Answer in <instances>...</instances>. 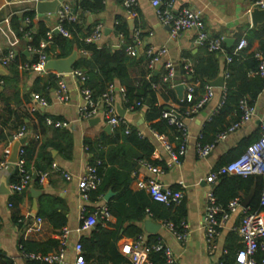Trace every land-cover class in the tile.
Instances as JSON below:
<instances>
[{
  "label": "crops",
  "instance_id": "crops-1",
  "mask_svg": "<svg viewBox=\"0 0 264 264\" xmlns=\"http://www.w3.org/2000/svg\"><path fill=\"white\" fill-rule=\"evenodd\" d=\"M83 1L85 0H67L66 2L70 5L79 23L82 24L86 21L87 25L95 23L103 26L104 39L101 45L109 46L114 50L119 48L122 42L114 35L113 28L116 24V19L122 18L126 21L131 37L134 39L137 60L141 58L146 59L145 52L149 47L157 49L165 48L167 53L163 60H170L177 66L176 83L194 87V92L190 99L186 98V92L184 91L183 100H186L187 105L194 106L205 94L204 87L200 88L190 83L188 79H184L180 70L183 61H187L193 66L199 60L206 57L207 50L205 51L204 47L196 44L197 35L195 31H185L179 36L171 38L169 29L159 22L155 9L150 6L148 0H136V16L134 18L130 17L124 10L121 0H102L103 10L96 15L83 13L79 9L78 6ZM254 2L255 0H172V6L175 13L181 9L200 12L202 25L208 36L222 38L223 43L225 39H233L232 48L236 45L239 34L244 37L254 29L251 27L250 22V13L253 10ZM28 12L34 13L31 21L34 29L37 28L39 23L44 24L49 32L53 33L56 29L58 24L57 15L52 14L39 17L35 13V4L30 2V0H0V47L4 51L11 50L17 56H21L24 51H27L30 37L28 34L23 35L21 38L17 37L13 30V25L18 22L21 28L26 27L27 23L24 15ZM131 20L133 23L130 26L129 22ZM21 28L19 30H22ZM106 32L107 35L105 34ZM137 37L140 38L138 39L139 43L136 45L135 39ZM262 47L263 44L258 39L253 40L248 52L258 51ZM28 53L30 57L31 52ZM84 56L88 55L84 54ZM215 56L218 60L219 76H223L227 65L225 61L226 53L216 54ZM29 57L26 58L28 59ZM147 69L144 63H134L130 67L132 75L136 79L142 78ZM4 72V75L0 74V80L3 81V85L0 86V96L2 94L7 99L8 110L11 112V115L8 117L7 113L3 111L4 107L1 106L0 102V136L10 138L22 128H25V136H28L25 146H29L30 151H32L30 154L32 163L36 160L41 145L47 140L58 143L60 148L66 146H69L67 148H71L70 153L66 155L53 149L50 150L53 158L52 164H56L58 168L68 173L69 179H65L59 173H52L43 185H39L38 183L41 190L33 188L31 182L27 191L16 196L13 194H0V253L11 259L14 264H26L25 256L20 251L18 245V241L22 236L20 231L21 226L19 222L16 223L14 218L19 217L21 220H33L37 218L38 199L46 195L61 200L65 205L67 225L64 228L68 230L69 236L65 247L64 264H74L76 244L80 243V239L83 236H87L91 232H79L82 202L77 191V181L89 165V155L87 154L84 140L93 142L103 135L112 136L115 128H111V133L109 134L104 131L107 120L104 116L103 108L99 103L100 100L95 102L98 106V114L94 118L84 120L81 117L79 108L83 105V99L80 94L82 84L77 79L71 76H60L52 73L59 80L61 78L64 79L68 88L69 103L62 105L56 103L54 100V92L58 87L59 80L56 83V88L51 89L48 94L44 92L33 93L34 88H41L43 83L49 80L50 73L31 72L18 68L16 74L13 76L9 73V67H6ZM80 72L83 73L82 71ZM150 73L158 77L156 82L158 88L154 90L156 105L177 113L178 110L183 108L180 104L183 100H178L174 89L173 94L166 93L165 89L167 86L159 84L160 77L163 74L162 60L155 66L153 72ZM2 78H6L7 81L5 82ZM37 79L42 82L36 86L35 82ZM145 79H148V76ZM114 87L116 89L115 109L119 106L124 110V119L128 127L137 130V132L143 135V138L151 142L154 149L150 160L156 162L158 164L156 167H159L162 172L160 175L154 176L145 169L143 163L136 165V172L131 174L132 181L129 189L132 192H138L133 182L136 178H154L160 186L176 189L183 193L181 204L173 208L171 215L174 217L177 209L182 206L184 211L183 223L188 233L186 242L184 244L178 242L164 225L165 223L155 221L150 217L141 223L135 224L140 228L143 234L142 237L147 241L148 236H153L170 247L177 264H213L218 259L226 264V261L233 260L236 252L241 248L240 240L232 230L233 227L239 224L240 212L233 214L230 220L218 230L215 253L209 256L206 251L203 230V216L207 204L206 194L210 189H213L214 192L219 180L213 186L207 184L205 178L211 172L218 169L222 163H227L238 158L244 151L245 141L259 136L260 126L264 122V91L252 107L253 114L251 120L217 142L208 156L200 159L197 156V148L201 131L203 126L217 113L216 110L221 103L224 89V87L222 89L212 88L214 94L211 101L189 118L185 115L184 118L180 117L187 128L186 152L179 165H172L168 154L162 146V141L169 142L173 147L176 145L172 134L168 135L169 137L167 138L164 135L153 132L150 129V124L145 120L143 111H132L123 107L124 96L120 92L122 88L118 85ZM33 94L44 98L48 102V106L39 108L37 112H31L30 104L32 103ZM146 108V106L143 107V109ZM37 114L42 118L50 119L54 122L65 123L66 127L58 128L63 136L56 139L51 138L52 133L48 129L49 127H54L46 123L40 125ZM177 115L179 114L177 113ZM95 119L98 121L90 124V121ZM2 123H4V127H2ZM10 139L0 141V163L2 161L8 163L7 160L11 148ZM23 148L21 149L22 151ZM13 170L14 165L11 164L0 170V185L4 183L7 189L9 177ZM31 190L39 191L40 195L36 199L32 198L30 194ZM34 202H36L35 216H33ZM102 202L106 203L104 200L89 202L86 204V207L94 209ZM9 204L11 207H8ZM262 216L264 217V211H262ZM148 220L161 226L157 234L148 235L145 233L144 222ZM115 222L116 220L113 217L109 221L111 224ZM56 236L57 233H55L50 224L42 219L40 232L24 239L29 242L42 243L49 239L56 240ZM130 240L134 239L123 236L117 242V248L119 249L120 244Z\"/></svg>",
  "mask_w": 264,
  "mask_h": 264
},
{
  "label": "trees",
  "instance_id": "trees-1",
  "mask_svg": "<svg viewBox=\"0 0 264 264\" xmlns=\"http://www.w3.org/2000/svg\"><path fill=\"white\" fill-rule=\"evenodd\" d=\"M78 7L83 13L91 15H96L103 10L102 0H85ZM33 17V12H28L24 15V18L29 20L24 28H21L18 22L13 25V30L17 37L21 38L23 35L28 34L30 37L28 47L31 50L41 51L46 57H51L52 59L66 58L76 50L79 53V59L75 64L74 70L83 72L85 77L83 86L89 90L91 100L94 103L101 100L110 85H118L124 90L123 107L132 111H143L145 120L150 124V129L167 138L169 137L168 135L172 134L176 141L174 148H179L182 143L180 131L174 126L168 125L167 120L162 118V113L166 111L165 108L156 105V94L151 85L156 84L158 77H155L148 69L140 79H136L132 75L133 73L130 70L132 64L144 63L147 68L148 60H146L147 58L137 60L136 56L130 57L127 55L126 49L134 46V39L131 37L124 19L117 18L113 28L114 35L122 42L119 48L114 50L106 45L100 46L85 42V38L91 33L93 27L96 25L95 23L87 25L85 21L81 24L78 20L72 23L64 22L62 27L70 38L60 34H52L51 39L48 40L46 34L49 30L42 23H39L37 28L34 29L31 22ZM20 28L22 30H19ZM241 37L243 36L239 34L237 42ZM244 38L248 45L247 50L240 52L237 56H232L236 45L230 49L223 46L226 55L231 57V62L226 65L223 72L225 98L218 112L203 126L200 139L198 140L200 146L212 144L218 135L224 133L229 127L240 121L242 116L240 102L242 100H246L248 106L253 107L264 91V78L258 74L259 63L254 58L253 53L248 52L253 40L258 39L263 44L264 25L252 29ZM41 43L46 44V47L42 50H40ZM204 50L206 51L205 47ZM84 54L88 56H84ZM215 55V53H208L206 51V57L192 66V74L185 79H188L190 83L200 88L205 87L208 82L215 80L219 76L218 60ZM37 60V52H31V56L28 59L23 55L16 56L15 61L8 66L9 73L14 76L19 64L25 62L34 64ZM180 70L182 75H184L183 66H181ZM147 76L148 79H145ZM2 79L5 82L7 81L6 78ZM58 80L54 74L50 73L49 80L43 83L41 88H34L33 93L44 92L48 94L51 89L56 88ZM41 82L37 79L35 85L37 86ZM165 92L173 94V89L166 88ZM147 101L149 102V106L143 109ZM0 102L1 106L4 107L3 111L10 117L11 112L8 110V101L2 94ZM137 104L139 105L137 106ZM180 104L183 108L178 110L177 113L181 118H184L185 113L188 111L187 109L191 105H187L186 100H183ZM37 119L40 125L46 123L45 118L40 117L38 114ZM4 126V123H2V127ZM129 129V133L126 134L125 127L120 126L113 130L112 136L103 135L93 142L84 140V145L89 155V166L96 169L97 176L100 179L98 188L90 194V201H101L107 192H113L115 195L106 205L111 216L116 220L114 224L106 222L104 226L98 223L87 236H83L80 239L83 256L87 262L127 264V260L119 253L117 242L123 236L132 239L142 236L140 228L135 224L141 223L148 217L161 223L172 224L177 230H181L180 225L184 217L182 206L177 209L173 217L171 212L175 206L167 207L156 203L152 201L146 192H132L129 189L132 181L131 174L136 172V165L141 163H147L152 166L158 165L156 162L150 160L154 149L151 142L146 138L138 136L137 130L133 128ZM48 131L52 133L51 138L56 139L63 136L58 128L49 127ZM258 137L245 141L243 150L245 151ZM10 138L0 136V141H6ZM67 147L69 146L60 148L58 143L47 140L41 145L34 163L31 162L30 154L32 151H30V147L25 146L23 148L22 158L24 159V168L33 177V188L41 190L35 175L39 172H47L51 168L53 158L50 150L53 149L66 155L70 153L71 148ZM227 163H222L219 167ZM19 180L18 172L14 168L9 177V183H18ZM262 186V180L256 176H223L219 179L213 194L216 198V203L226 208L228 203L235 199L243 202L253 189L254 196L248 209L251 213H258L264 211V208L260 207L259 200ZM13 195L16 196L17 194ZM91 212L92 209H87L86 215ZM37 218L45 220L50 224L55 233L58 234L67 225L64 203L55 197L46 195L40 197L38 199ZM14 219L16 223L21 220L19 217H15ZM19 225L21 226V224ZM157 241L153 236H148L146 243L155 244ZM58 244L59 242L55 239H49L42 243L29 242L23 236L18 241L19 249L25 256L26 264H47L45 262L30 260L26 257L30 255L46 256L56 251ZM257 258H264V254L258 252ZM151 259L155 264L161 263L159 254H152ZM0 264L14 263L11 259L0 253ZM226 264H234V259L229 262L226 261Z\"/></svg>",
  "mask_w": 264,
  "mask_h": 264
},
{
  "label": "built area",
  "instance_id": "built-area-1",
  "mask_svg": "<svg viewBox=\"0 0 264 264\" xmlns=\"http://www.w3.org/2000/svg\"><path fill=\"white\" fill-rule=\"evenodd\" d=\"M54 0H30L33 4L39 2H51ZM152 8L155 9L157 19L159 22L169 29L170 37L175 38L185 31L193 30L196 32V44L205 47L209 53L215 54H225L224 43L222 38H212L208 36L201 22V13L197 11H192L189 9H181L178 12L173 11L172 0H148ZM121 4L127 14L134 18L136 16L135 7L136 0H121ZM264 10V0H255L253 3V9ZM55 14L57 15V27L55 30L58 34L70 36L64 31L62 24L64 22H76V15L73 14L70 5L64 1L59 4ZM26 23L29 22L28 19L25 20ZM52 32L46 34L48 40L52 37ZM104 39L103 26L101 24H96L91 33L85 38L87 44H97L101 45ZM138 37L135 39V44L139 43ZM135 45V46H136ZM46 47L45 43L40 44V50ZM247 42L244 37H241L236 43L235 49L232 56H237L240 52L247 50ZM28 52H37L38 60L34 64H29L28 62L21 63L18 65L20 70L31 71V72H42L43 66L46 63L47 57L41 53V51H34L31 48H27ZM126 53L130 57L136 56V50L134 46H130L126 49ZM167 50L165 48H153L149 47L145 56L147 58V68L150 72H153L155 66L162 60L163 74L160 77L159 84L166 85L169 89H174L175 86L179 85L176 83L177 78V66L174 62L170 60H163L166 56ZM254 58L258 61V74L264 78V43L262 49L252 52ZM15 52L8 50L4 51L0 47V66L5 69L11 65L16 58ZM226 63L231 62L230 56H225ZM184 79L192 74V66L189 62L183 61ZM77 79L82 84L80 90L81 97L83 99V105L79 108V113L84 120L94 118L98 114L97 103L91 100V94L88 89L83 86L85 77L83 73L78 70H73L72 73L66 75ZM3 85V81L0 80V86ZM185 85V84H184ZM152 89L156 90L158 84H152ZM186 86V85H185ZM205 94L201 99L192 106L186 113L185 116L189 118L190 116L196 114L200 109L203 108L213 98V89L208 86L204 87ZM122 95H124L123 89H120ZM186 98L190 99L194 92L193 86H186ZM115 94L116 89L113 85L108 87L107 92L102 96L99 101L103 108L104 116L107 120V125L111 128H118L120 126L125 127V133L128 134L130 129L126 124L124 118H120L116 114L115 109ZM225 92L223 89L222 100L217 107L216 112L220 109L224 102ZM54 100L58 104L66 105L69 103L68 88L64 79H60L58 82V87L54 92ZM139 104H137L138 106ZM48 106V102L36 94L32 95V103L30 104V111L37 112L39 108H45ZM240 110L242 116L237 124L229 127L224 133L218 135L216 140L210 145L200 146L197 148V156L203 159L208 156V154L213 150L217 142L224 139L225 136L231 134L239 127L243 126L249 120H251L253 114V108L248 106L246 100L240 102ZM162 118L167 120L169 126H174L177 128L182 137V143L178 149H175L167 141H162V146L170 158L172 165H179L181 159L186 152V141H187V128L184 121L181 118H177V113L174 111L166 110L162 113ZM46 124L53 126L54 128H64L67 125L63 122H54L50 119H45ZM26 135L25 128H22L17 132L12 139L18 140ZM138 136L143 138V135L138 132ZM23 151L19 153L18 163L14 165L18 172L20 178L18 183H9L8 190L10 194H20L28 190L31 182V173L27 172L24 168V160L22 159ZM145 169L152 175L158 176L162 172L159 167L152 166L147 163H143ZM8 166V163L2 161L0 163V170ZM52 173H59L65 179H69L68 173H65L56 164H52L51 168L47 172H39L35 175L38 179L39 185H43L48 179L49 175ZM34 176V175H33ZM223 176H256L262 180V191L260 194V207L264 208V122L260 126L258 139L249 145L245 151L235 160L219 167L215 171L211 172L206 178L205 182L207 184L213 185ZM136 190L146 192L152 201L156 203L163 204L165 206H179L183 200V193L179 190H175L169 187L160 186L156 179L154 178H136L134 181ZM100 184V179L97 176L96 169L91 166H87L85 172L79 177L77 181V191L79 198L82 202L81 206V222L79 226V232H89L92 231L98 223L102 226L109 222L112 218L106 203L102 202L100 205L92 209V212L86 215L87 207L86 204L90 201L91 192L95 191ZM207 204L204 210L203 216V230L205 237L206 251L209 256L213 255L217 249L216 246V236L218 230L226 222H228L231 216L235 213L240 212V221L236 227H233V232L237 235L240 240L241 248L236 252L234 256L235 264H264V258L258 259L257 253L260 252L264 254V217L262 212L251 213L248 208H242V202L239 199H235L228 203L226 208L218 205L216 203V198L213 194V189H210L207 194ZM103 201V199L101 200ZM8 207H11L9 204ZM21 224V234L24 238L31 235L38 234L40 232V226L42 224V219L35 218L33 220H20ZM169 231L173 234L175 239L184 244L187 240V231L182 222L180 227L181 230H177L172 224H164ZM69 232L67 229L63 228L56 236V240L59 242L58 249L46 256L30 255L26 258L30 260H36L40 262H45L47 264H64V253L67 244ZM119 253L127 260V264H155L152 259V254H159L161 258L160 264H177V261L172 253L170 247L158 240L155 244H147L146 240L139 236L134 240L127 241L120 244ZM74 264H99L95 261L87 262L83 256L82 246L77 243L75 246V258ZM213 264H224L222 260L218 259Z\"/></svg>",
  "mask_w": 264,
  "mask_h": 264
},
{
  "label": "water",
  "instance_id": "water-1",
  "mask_svg": "<svg viewBox=\"0 0 264 264\" xmlns=\"http://www.w3.org/2000/svg\"><path fill=\"white\" fill-rule=\"evenodd\" d=\"M67 1V0H54L51 2H39L35 4V13L39 16V17H43L44 15H52L55 14L58 6L60 3ZM82 1V0H79ZM71 4H73L71 2ZM250 22H251V27L256 29L258 27H261L262 25H264V10H259V9H253L250 13ZM133 21L131 20L129 22L130 26L132 25ZM53 34L57 35L58 31L54 30ZM107 35V32L105 33ZM234 40L233 39H225L224 40V44L227 48H231V46L233 45ZM23 56L29 57V53L28 51H24L22 53ZM79 59V53L74 50L68 57L63 58V59H52L51 57H47L46 59V63L43 66L42 72L44 73H54L57 75H68L70 73H72V71L74 70L75 64ZM0 74L4 75V69L0 66ZM208 86L211 88H220L222 89L224 87V77L223 76H219L217 77L215 80L208 82ZM176 94H177V98L178 100H183V94L184 91L186 90V86L184 84H179L177 86H175L174 88ZM146 107L149 106V102L147 101L145 104ZM117 111V115L120 118H124L125 117V111L122 110L119 106H117L116 108ZM177 118H180L179 115H177ZM96 121H98L97 119L95 120H91L90 124H94ZM104 131L106 133H111V127L109 125H106L104 128ZM28 141V136H25L21 139L18 140H14V139H10V143H11V148H10V152H9V158L7 160L8 164L11 165H15L18 163L19 160V153L21 151V149L27 144ZM0 194L2 195H8L10 194L9 190L7 189L6 185L3 183L0 185ZM30 194L32 196V198L36 199L37 196L40 195L39 191L36 190H31ZM115 194L111 191L107 192L104 197L103 200L108 203L112 197ZM254 196V192L253 189L250 191V193L248 194V196L243 200L241 206L242 208H248L252 198ZM33 210H34V214L33 216H35V212H36V202L33 203ZM161 226H159L158 224H155L154 222L148 220L146 222H144V231L146 234L148 235H155L157 234V232L160 230Z\"/></svg>",
  "mask_w": 264,
  "mask_h": 264
}]
</instances>
